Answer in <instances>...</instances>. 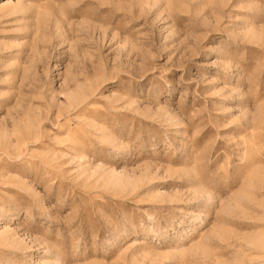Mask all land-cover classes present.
Instances as JSON below:
<instances>
[{
	"label": "rangeland",
	"instance_id": "1",
	"mask_svg": "<svg viewBox=\"0 0 264 264\" xmlns=\"http://www.w3.org/2000/svg\"><path fill=\"white\" fill-rule=\"evenodd\" d=\"M0 264H264V0H0Z\"/></svg>",
	"mask_w": 264,
	"mask_h": 264
}]
</instances>
